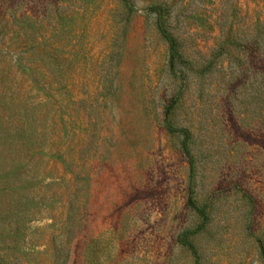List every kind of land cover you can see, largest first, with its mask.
<instances>
[{
  "label": "rangeland",
  "instance_id": "obj_1",
  "mask_svg": "<svg viewBox=\"0 0 264 264\" xmlns=\"http://www.w3.org/2000/svg\"><path fill=\"white\" fill-rule=\"evenodd\" d=\"M197 201L264 264V0H0V264H193Z\"/></svg>",
  "mask_w": 264,
  "mask_h": 264
},
{
  "label": "trees",
  "instance_id": "obj_2",
  "mask_svg": "<svg viewBox=\"0 0 264 264\" xmlns=\"http://www.w3.org/2000/svg\"><path fill=\"white\" fill-rule=\"evenodd\" d=\"M128 0H124L125 4L127 5ZM152 12H154L157 15V21L159 25V29L161 31V34L167 38L168 46H169V55H170V61H179L183 59V52L177 48L178 43L177 40L173 38L170 34H168L167 30H165L162 26L161 22V16L159 15L160 11V5H152L150 8ZM170 131L173 135L177 136L182 129L178 127H170ZM189 138L185 136L181 141V149L184 152V154L187 156L188 164L191 167L190 169L193 170L194 168V160H193V154L191 153V146L190 142L188 140ZM243 196L250 201L253 202L252 196L247 193L243 192ZM194 209L197 212V224L195 225V228L191 230V228H187L184 232H182L178 237V243L182 245L184 248L191 251V255L193 256L194 263L193 264H201L200 258V252H198L197 248L194 246V239L198 236L199 233L204 231L209 223V212H208V206L206 203H202L197 201L194 202ZM192 238V239H191Z\"/></svg>",
  "mask_w": 264,
  "mask_h": 264
}]
</instances>
